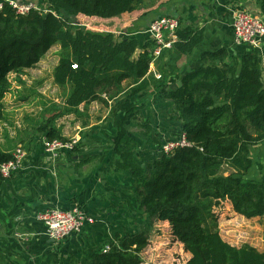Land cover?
Segmentation results:
<instances>
[{
	"label": "trees",
	"instance_id": "trees-1",
	"mask_svg": "<svg viewBox=\"0 0 264 264\" xmlns=\"http://www.w3.org/2000/svg\"><path fill=\"white\" fill-rule=\"evenodd\" d=\"M143 1L47 0V11L31 10L25 15L3 2L0 120L11 86L9 75L21 84L24 71L59 46L52 80L67 89V111L99 101L101 95L108 100L123 97L125 117L116 125L112 157L115 168L133 179L137 211L146 219L135 232L116 235L108 252L95 251L71 264H143L152 222L168 225L173 240L189 254L186 264H264V250L228 243L218 228V211L228 203L237 216L262 220L264 237V180L246 179L252 166L250 149L264 141V52L247 51L237 59L220 48L200 55L202 66L183 74L181 86L174 85L165 95L190 146L158 152L146 173L134 158L135 141L125 121L134 113L132 99L149 86L146 76L153 43L102 32L104 23L134 13ZM255 3L264 18V0ZM64 14L84 26H75ZM203 33L179 22L176 42L157 59L167 58L161 80L192 54ZM46 140L64 142L54 131L46 134ZM11 158L0 149V165ZM223 167L233 172L224 176Z\"/></svg>",
	"mask_w": 264,
	"mask_h": 264
},
{
	"label": "crops",
	"instance_id": "crops-1",
	"mask_svg": "<svg viewBox=\"0 0 264 264\" xmlns=\"http://www.w3.org/2000/svg\"><path fill=\"white\" fill-rule=\"evenodd\" d=\"M238 7L260 15L255 0H144L134 13L107 21L110 31L103 27L102 32L111 33L115 38H134L140 44L149 40L148 26L160 17H175L181 25L204 31L202 42L190 56L178 62L173 74L161 80L166 57L150 64L146 76L148 88L132 99L134 113L126 117L125 127L135 141L134 158L147 173L158 157L159 145L181 134L177 114L165 99L167 91L183 74L202 66L200 55L204 52L225 48L230 57L237 59L247 53L245 47L234 44L232 37L231 14ZM14 76L9 75L10 90L2 102L0 149L12 154L20 147L26 160L22 169L3 179L0 185V264H71L102 250L116 235L135 232L143 224V219L136 215L135 183L128 172L115 168L116 158L112 157L116 125L125 117L123 97L108 100L101 95V100L82 104L66 116L56 117L55 112H46L43 116L31 107L45 98L26 96L30 89L35 93V88L23 76L20 77L23 86L12 82ZM52 101L58 103V100ZM46 119L54 121L42 126ZM138 128L146 131L141 133ZM49 131L64 141L71 138L77 143L51 158L43 148ZM250 158L252 166L246 179L263 181L264 141L250 149ZM224 168L227 175L233 172ZM72 208H78L93 223L85 224L78 234L62 241L49 239L38 214L48 209ZM157 223L169 231L166 223ZM218 228L228 243L264 250L262 220L237 216L228 203L218 211ZM239 232L243 236H238ZM244 235H247L245 240ZM182 253L187 263L189 254ZM160 255L163 253L156 254L157 259Z\"/></svg>",
	"mask_w": 264,
	"mask_h": 264
},
{
	"label": "built area",
	"instance_id": "built-area-1",
	"mask_svg": "<svg viewBox=\"0 0 264 264\" xmlns=\"http://www.w3.org/2000/svg\"><path fill=\"white\" fill-rule=\"evenodd\" d=\"M5 2L10 5L18 15H25L31 10H40L31 2L20 0H0V5ZM179 29V20L175 17H160L150 23L147 29L149 40L153 43L150 49L153 64L163 50H168L176 42V32ZM231 30L233 42L236 46H243L247 51L261 52L264 39V18L253 15L242 8H234L231 14ZM19 127V126H18ZM77 140L61 142L58 140L45 141L44 152L51 158L60 151L70 150ZM184 136L180 134L177 139L168 140L159 145L157 152L167 154L176 148L189 147ZM11 159L0 165V177L7 179L22 169L26 160V154L18 147L12 154ZM38 220L43 223L45 235L53 241H62L74 234H78L85 224L93 223V220L84 216L78 208L70 210L48 209L40 212ZM109 243L102 248V252H108Z\"/></svg>",
	"mask_w": 264,
	"mask_h": 264
},
{
	"label": "rangeland",
	"instance_id": "rangeland-1",
	"mask_svg": "<svg viewBox=\"0 0 264 264\" xmlns=\"http://www.w3.org/2000/svg\"><path fill=\"white\" fill-rule=\"evenodd\" d=\"M27 2H31L36 8L42 11H47V5H48L47 0H29ZM64 16L69 18L71 23H73L75 26H77V24L80 26H84L82 25L81 22L76 21L72 18L70 19V17H68L65 14ZM106 24L107 23H104L102 27H104V29L107 28V30L110 31L109 29L110 27ZM58 52H59V46H54L34 68L27 70V72H24V74L22 75L27 80H29L32 87L35 88L34 89L35 93H32V89H30L28 92H26L25 95L30 97L35 96V97L45 98V101L37 100V102H35L36 104H34V106L31 107L36 112L41 111V113H43V116L45 115L46 112H48V114L55 112L53 114H56V117L64 116V115L66 116L68 113H70V111H67L65 107L62 105V100L63 98H65V95H67V89L55 86L51 78V70L58 62ZM11 81L17 82L15 76ZM23 83L24 82H22L21 85ZM46 96H48L49 99H46L47 98ZM52 99L58 100V103H53ZM49 120L50 119H46V121L43 120L42 126L44 125L47 126V124H51L54 121L52 119H51L52 121ZM137 130L141 131V133L143 131L144 132L146 131L142 128L141 129L138 128ZM175 137L177 136L173 135V137L171 138H175ZM65 140L67 141L64 140L63 141L71 142L74 139L68 138ZM221 174H223L224 176L227 175V169L224 168L221 171ZM136 212H137L136 215L140 219H143L142 222L144 223L146 221L145 217L142 214H140L139 211ZM238 225L242 226L241 224ZM150 229L151 230L149 233V245L142 255L143 264H186V257L182 253L184 252L183 248L181 247L182 248L181 251L180 245L173 240L171 235L168 233L169 231L168 232L164 231L161 225H159L157 222H152ZM235 231L237 232V230ZM237 235L240 237L243 236V234L240 232ZM246 236L247 235H244V240L245 238H247ZM158 252L163 253V255H160L159 257L160 259H157L158 257H156V254ZM158 260L159 261L161 260V262H159Z\"/></svg>",
	"mask_w": 264,
	"mask_h": 264
},
{
	"label": "water",
	"instance_id": "water-1",
	"mask_svg": "<svg viewBox=\"0 0 264 264\" xmlns=\"http://www.w3.org/2000/svg\"><path fill=\"white\" fill-rule=\"evenodd\" d=\"M176 85H177V87H180L181 86L180 82H178Z\"/></svg>",
	"mask_w": 264,
	"mask_h": 264
}]
</instances>
